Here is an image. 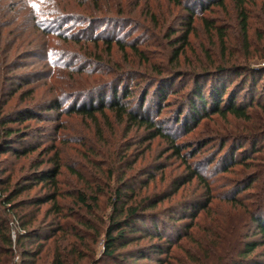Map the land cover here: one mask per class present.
<instances>
[{"label":"rangeland","instance_id":"1","mask_svg":"<svg viewBox=\"0 0 264 264\" xmlns=\"http://www.w3.org/2000/svg\"><path fill=\"white\" fill-rule=\"evenodd\" d=\"M208 1L205 0V3ZM181 2L179 5L169 0H0V30L3 33L0 46L8 50L4 56L10 61L7 75L17 78L8 83H23V89L6 104L4 111L34 108L40 115L24 123L13 124L21 132L20 137L12 136L13 139L17 137L18 141L14 142V147L20 149L33 145L38 148L37 151L22 158L7 152L0 156L2 168L23 167L20 173L30 175L37 171L40 163L44 164L38 170L52 167L50 160L58 151L61 163L65 165L63 175L59 176L63 191L83 189L84 184L78 182L77 177L67 169L72 166L88 178L94 173L100 178L104 171L108 176V169H113L114 175L107 180L110 186L106 187L105 192L110 193L111 189L116 188L118 177L125 174L124 178L129 177V185L134 184L136 190L142 192L141 197L171 193L174 189L172 181L180 176L185 166L163 139L149 140V131L130 121L119 122L116 114L109 110H106L105 115L96 114L94 119L77 113H64L61 109L46 110L48 102L55 96L67 98L64 101L67 102L65 111L74 104L89 105L93 97H98L101 92L106 93L108 101L117 86L111 79L120 77L122 70L126 73L124 81L131 93L130 105L136 110L147 92L143 109L151 105L155 107L159 90L170 88L172 93L163 104L160 119L179 142L186 144L184 153H192L200 142L215 133L213 131L218 126L229 128L238 138L230 139L222 153L230 152L235 141L243 143L242 139L251 132L248 127L250 123L231 118L229 122L218 120L215 124L217 116H213L214 120L208 117L186 129L181 122L176 125V117L180 109L186 111L192 99L193 72L200 71L199 68L209 63L206 49L215 61L221 57L217 28L226 31V53L227 59L232 61L230 64L247 65L254 71L264 68V2L259 0L247 6L248 39L244 38L239 9L232 0H225L224 7L216 4L203 11L197 7L195 0ZM189 7L196 10L198 15L189 42L177 60L174 54L183 45L180 38L186 30ZM42 25L49 32L42 30ZM111 38H121L126 45L129 44L127 52L123 53L116 45L108 52L105 41ZM131 45H137L142 54L135 53ZM55 61L63 65L54 68ZM228 75L230 89L240 81V77ZM27 80L31 83L25 84ZM199 83H205V80L201 79ZM248 86L240 94L238 102L248 99L245 97ZM122 87H119V94H122ZM8 89L10 87L4 90L6 95ZM143 109L141 112L144 114ZM258 111L260 117L263 111ZM221 133L226 134L223 131ZM221 139L209 143L203 149L202 156L216 153L220 149ZM252 140L244 142L248 153L251 152ZM257 143L258 146L264 145V138H259ZM235 156L239 157V152ZM255 156L261 157L262 154L255 153ZM258 161L264 168V161L260 158ZM94 164L104 171L96 170ZM211 167V178L223 176L228 180L236 179L234 174H217L219 166ZM147 179L153 180L145 186L143 182ZM226 182L218 181L216 184L220 188ZM23 185H31V182H21L20 186ZM235 186L221 187L217 191L226 194L233 191ZM195 187L191 185L186 188L187 198L195 197ZM49 191V187L37 184L18 199L30 200ZM108 198V195L100 198L95 215L89 216L92 223L100 226L101 219L107 217L110 209ZM65 201L70 202V198ZM174 203L166 201L148 213H156L164 221L160 229H166V233L176 238L179 231L183 230L181 226L190 219L181 218V207L178 208L180 213L175 214L172 209ZM215 203L216 206L227 204L223 200ZM49 205H44L42 212ZM250 234L251 238L260 237L254 226ZM148 242L146 240L143 244ZM150 243H157V240H151ZM193 245L196 246V243ZM262 249L259 248L257 252ZM103 252V236H100L95 244V261L105 259ZM110 263V260L105 259L99 264Z\"/></svg>","mask_w":264,"mask_h":264},{"label":"trees","instance_id":"2","mask_svg":"<svg viewBox=\"0 0 264 264\" xmlns=\"http://www.w3.org/2000/svg\"><path fill=\"white\" fill-rule=\"evenodd\" d=\"M169 1L179 5L182 3L181 0ZM190 1L193 0H188ZM195 1L202 11L216 4L225 6V0H210L208 3H205V0ZM232 1L239 9L242 33L244 38L248 39L247 6L259 0ZM197 15L196 10L188 8L186 30L180 38L183 45L174 54L177 60L189 42ZM40 28L49 32L43 25ZM217 30L222 48L221 57L215 61L206 49L209 63L205 64L204 68H199L200 71L193 72L192 99L186 111L179 110L176 125L181 122L189 129L191 125L196 126L205 118L211 117L214 120L213 116H217L215 124L218 120L229 122L231 118L244 121L251 124L248 126L251 132L242 139L243 143L238 144L235 141L230 152L222 153L230 139L238 138L229 128L218 126L213 131L215 133L200 142L192 153H184L186 144L179 142L176 135L168 130L160 119L163 104L172 93L170 88L159 90L156 108L151 105L143 109L147 92L137 111L130 105L131 93L124 81L126 73L123 70L120 77L111 79L117 86L108 101L106 93L101 92L98 97H93L89 105L74 104L65 111L67 102L64 101L67 98L55 96L48 102L47 111L61 109L64 113H77L92 119L96 118V114L105 115L106 110L112 111L119 122L130 121L149 131V140L161 138L166 141L185 169L172 181L174 189L171 193L141 197L142 192H138L134 184L129 185V177L124 178L125 174L118 177L116 188L111 189L110 193L105 192L106 187L110 186L107 180L114 175V170L108 169L107 176L98 164L93 167L104 171L100 178L96 173L88 178L74 167H68L70 173L84 186L83 189L63 191L59 176L63 175L65 165L61 163L58 151L50 160L52 167L38 170L44 164L40 163L37 171L30 175L20 173L23 167L2 168L0 165V264H99L105 259L110 260V264H138L141 261L144 262L141 264H264V168L258 161L259 158L264 161V145H257L259 138H264V68L254 71L247 65L230 64L232 61L227 59L226 53V31L221 27ZM2 35L0 30L1 38ZM105 44L108 52L114 45L123 53L129 48V44L126 45L121 38L107 39ZM130 48L135 53L142 54L137 45H131ZM5 54H8V50L0 46V156L11 152L12 155L22 158L38 148L33 145L20 149L14 147L17 137L13 139L12 136L20 137L21 132L13 124H21L32 118H39L40 115L34 108L4 111L6 104L23 89V83H8L17 78L7 75L10 61L6 60ZM54 65V68H58L63 64L55 61ZM228 74L240 77V81L230 89ZM201 79L205 80V83L200 84ZM30 83L29 80L25 82ZM247 84L249 86L245 97H248V102H238ZM120 86H123L122 94L118 93ZM7 87L10 89L6 95L4 90ZM207 88L208 91H205ZM258 110L263 111L260 117ZM222 131L226 134L223 135ZM217 139H221L220 149L213 155L202 156L203 149ZM251 140V152L248 153L244 142ZM236 152H239V157L235 156ZM255 153L262 156H255ZM213 165L220 167L217 174H234L236 179L228 180L223 176L211 178L209 174ZM152 180L147 179L143 183L148 186ZM225 180L227 182L220 188L236 185L234 192L228 191L225 194L217 191L220 188L216 182ZM21 182H31V185L20 186ZM34 184H42L51 191L30 200H19L23 193L36 186ZM191 185H196L193 190L195 197L187 198L185 190ZM105 195L109 196L110 209L107 217L101 219L99 226L92 223L89 216L95 215L100 198ZM66 198H70V202L65 201ZM218 200L227 204L216 206L215 202ZM166 201H175L172 205L175 214L180 213L178 208L181 207V218L190 219L181 226L183 230L179 229L180 234L176 238L166 233V229H160V224H164V221L156 213H148ZM47 204H50L48 209L42 212V207ZM148 220L151 222L147 223ZM252 226L260 235L257 239L250 237ZM100 236H103L105 259L95 261V244ZM155 239L157 243H150ZM146 240L149 242L143 244ZM259 248H263L261 252H257Z\"/></svg>","mask_w":264,"mask_h":264},{"label":"built area","instance_id":"3","mask_svg":"<svg viewBox=\"0 0 264 264\" xmlns=\"http://www.w3.org/2000/svg\"><path fill=\"white\" fill-rule=\"evenodd\" d=\"M13 235H15V233L13 232ZM18 258V257H17Z\"/></svg>","mask_w":264,"mask_h":264}]
</instances>
